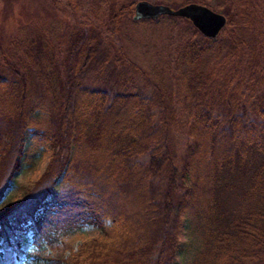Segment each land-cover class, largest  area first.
<instances>
[{"label": "trees", "instance_id": "16d2710c", "mask_svg": "<svg viewBox=\"0 0 264 264\" xmlns=\"http://www.w3.org/2000/svg\"><path fill=\"white\" fill-rule=\"evenodd\" d=\"M138 2L103 6L105 36L72 28L51 45L35 31L17 66L0 62L1 206L23 162L53 151L48 171L0 214V242L46 264H178L186 229L202 239L191 264H264V0H232L216 39L193 25L180 43L173 36L172 77L161 84L119 46L120 27L190 21H134ZM81 143L92 153L110 144L109 163L82 173ZM132 198L144 214L121 210ZM87 228L102 239L75 248Z\"/></svg>", "mask_w": 264, "mask_h": 264}, {"label": "rangeland", "instance_id": "374dc122", "mask_svg": "<svg viewBox=\"0 0 264 264\" xmlns=\"http://www.w3.org/2000/svg\"><path fill=\"white\" fill-rule=\"evenodd\" d=\"M109 0H75L78 10L68 8L67 0H0V62L13 63L17 62L20 56L19 46H23V40L26 36L34 33L45 35V39L51 45H57V35L61 30L72 31V28L90 30L95 34L101 33L107 35L106 28L99 26V21L104 19L105 9L103 6ZM137 1V0H133ZM147 1L154 5L167 6L173 10H179L190 4H198L206 6L212 11L224 15L231 7L232 0H138ZM57 3V5H55ZM225 16V15H224ZM173 23L162 22L159 25H151L149 23H141L139 25H131L124 22L120 27L119 46H122L130 60L135 62L142 70L148 74L149 78L154 81L164 83L171 79L170 53L173 46V36L178 35L179 43L182 39L181 35L184 28L192 25L191 22L181 25L180 30L174 31ZM84 27V28H83ZM70 29V30H69ZM79 31V30H78ZM178 33V34H177ZM68 37V36H67ZM69 38V37H68ZM103 40V39H102ZM105 42V39L104 41ZM68 45V40L66 41ZM118 48V47H117ZM26 57V55L24 54ZM23 58V56H20ZM28 63L35 67L33 58L26 57ZM5 65V64H4ZM30 66V67H31ZM140 77L137 82H141ZM36 88L40 92L41 83L39 79H34ZM151 90V89H150ZM91 110V109H90ZM153 122H156L153 118ZM88 137V136H87ZM87 137L82 141L87 142ZM85 151H80L77 154V160L82 168V173L87 166L95 174L99 169L104 168L109 163V152L105 148L109 145L103 144L104 150L100 153H92L87 144L81 143ZM185 145V138L179 137L176 141V150L180 154ZM112 146V143H111ZM119 149V148H118ZM114 145L112 152H116ZM172 150V149H171ZM79 150H77L78 152ZM173 154H177L172 150ZM180 152V153H179ZM110 153V154H111ZM163 153V152H162ZM52 149H47L44 152L37 154L32 163H24L20 171L14 174V185H12L5 196L4 207L0 205V214L9 206H15L23 197L26 189L40 179L49 169L52 162ZM172 154V155H173ZM148 159V156H142L141 160ZM179 162V161H178ZM106 163V164H105ZM169 164H167L168 166ZM135 203V204H134ZM122 211H130L135 207L138 209V214H144L145 202L138 198H132V201L121 202ZM144 208V209H143ZM20 240L24 243L26 252H34L36 249L35 243L31 240L30 233H18ZM103 235L96 229L87 228L78 235H75L71 242L75 248L84 240L102 239ZM65 239H60V243ZM182 251L178 255V264H191L197 252L203 247L202 239L197 233L189 232L184 229L181 238ZM0 264H46L36 258L28 257L27 255L19 254L12 247H9L5 242H0ZM66 264V263H65Z\"/></svg>", "mask_w": 264, "mask_h": 264}, {"label": "water", "instance_id": "95a60500", "mask_svg": "<svg viewBox=\"0 0 264 264\" xmlns=\"http://www.w3.org/2000/svg\"><path fill=\"white\" fill-rule=\"evenodd\" d=\"M164 16L189 20L203 36L210 39H216L227 25L224 15L198 4H190L179 10L147 1H140L135 6L134 21L158 20Z\"/></svg>", "mask_w": 264, "mask_h": 264}]
</instances>
